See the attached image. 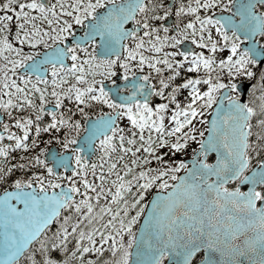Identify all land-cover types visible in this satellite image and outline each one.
I'll return each mask as SVG.
<instances>
[{
  "label": "snow or ice",
  "instance_id": "snow-or-ice-1",
  "mask_svg": "<svg viewBox=\"0 0 264 264\" xmlns=\"http://www.w3.org/2000/svg\"><path fill=\"white\" fill-rule=\"evenodd\" d=\"M262 62L264 0H0V264H264Z\"/></svg>",
  "mask_w": 264,
  "mask_h": 264
},
{
  "label": "flooded vegetation",
  "instance_id": "flooded-vegetation-1",
  "mask_svg": "<svg viewBox=\"0 0 264 264\" xmlns=\"http://www.w3.org/2000/svg\"><path fill=\"white\" fill-rule=\"evenodd\" d=\"M185 44H186V42H185ZM262 63H264V62H262ZM190 74H195V73H190ZM113 79H116L117 82H119V80H118V76H114ZM240 80H241L242 82H244V83H247L246 78H240ZM213 107H214V105H213ZM105 110H107V109L105 108ZM209 114H210V112H209V113H205L204 115L208 117ZM82 122H83V121H82ZM205 127H206V126H205ZM48 135H49L48 133H45L43 138H44V139H47V136H48ZM6 142H7V140H6ZM48 147H49V148H51V147H54V148H55V144L53 143V145H48ZM13 202H14V201H13Z\"/></svg>",
  "mask_w": 264,
  "mask_h": 264
},
{
  "label": "rangeland",
  "instance_id": "rangeland-1",
  "mask_svg": "<svg viewBox=\"0 0 264 264\" xmlns=\"http://www.w3.org/2000/svg\"><path fill=\"white\" fill-rule=\"evenodd\" d=\"M201 127H205L204 125H200ZM195 146V143L193 142L192 144H191V147H194ZM189 150H191V148H189ZM188 150V152H186V153H182V152H178V155H179V158H183V157H187V156H189L190 154H191V151H189ZM173 159H178V158H176L175 156H173ZM182 170V169H181ZM180 170V171H181ZM147 197H145V199H146Z\"/></svg>",
  "mask_w": 264,
  "mask_h": 264
},
{
  "label": "water",
  "instance_id": "water-1",
  "mask_svg": "<svg viewBox=\"0 0 264 264\" xmlns=\"http://www.w3.org/2000/svg\"><path fill=\"white\" fill-rule=\"evenodd\" d=\"M243 83H244V82H242V86H243ZM208 119L211 120V113L209 114ZM51 148H54V147H51ZM211 155H214V154H211ZM188 157H190V156H188ZM189 166H191V161H190V159H189ZM178 174H183V171L179 172ZM156 191H157V190H156ZM156 191H154V192L151 194V196L154 195V193H155ZM14 202H15V201H14ZM140 222H142V217H141ZM166 264H167V261H166Z\"/></svg>",
  "mask_w": 264,
  "mask_h": 264
},
{
  "label": "trees",
  "instance_id": "trees-1",
  "mask_svg": "<svg viewBox=\"0 0 264 264\" xmlns=\"http://www.w3.org/2000/svg\"><path fill=\"white\" fill-rule=\"evenodd\" d=\"M189 151H191V150H189ZM174 156H175L176 158H179L178 152H177ZM154 190H156V189H155V188H152L151 190L148 191V194L146 195V197H147L146 199H148L149 194H151V192L154 191Z\"/></svg>",
  "mask_w": 264,
  "mask_h": 264
}]
</instances>
